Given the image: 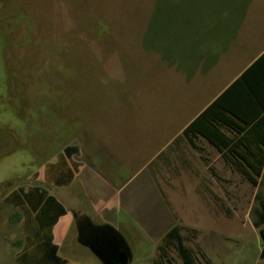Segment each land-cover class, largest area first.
I'll return each instance as SVG.
<instances>
[{
    "label": "rangeland",
    "instance_id": "rangeland-1",
    "mask_svg": "<svg viewBox=\"0 0 264 264\" xmlns=\"http://www.w3.org/2000/svg\"><path fill=\"white\" fill-rule=\"evenodd\" d=\"M195 1L0 0V264H20L11 241L19 225L9 224L17 210L8 195L58 168L67 145L83 142L85 131L91 139L102 126L123 131L119 147L134 154H121L125 174L128 163L130 173L142 169L159 147L147 143L164 109L142 104L138 94L181 88L166 59L179 55L180 26ZM130 133L133 145L123 146ZM184 157L187 163L161 160L151 171L178 223L197 231L188 245L213 264H264L253 223L264 178L255 186L222 160L189 151ZM123 229L128 264H154L157 245L127 220Z\"/></svg>",
    "mask_w": 264,
    "mask_h": 264
},
{
    "label": "crops",
    "instance_id": "crops-1",
    "mask_svg": "<svg viewBox=\"0 0 264 264\" xmlns=\"http://www.w3.org/2000/svg\"><path fill=\"white\" fill-rule=\"evenodd\" d=\"M185 15L179 55L166 59L181 88L138 94L164 109L163 132L154 123L147 143L159 147L142 169L130 173L128 163L125 174L118 161L134 154L119 147L123 131L102 126L98 137L85 131L83 142L69 143L58 168L13 189L9 224L19 225L11 241L20 264H104L90 241L111 235L127 246L129 263L125 220L157 245L178 217L149 165L193 123L196 148L186 152L204 160L241 159L247 146H264V0H196ZM130 134L123 146L133 145Z\"/></svg>",
    "mask_w": 264,
    "mask_h": 264
},
{
    "label": "trees",
    "instance_id": "trees-1",
    "mask_svg": "<svg viewBox=\"0 0 264 264\" xmlns=\"http://www.w3.org/2000/svg\"><path fill=\"white\" fill-rule=\"evenodd\" d=\"M201 117H204V114ZM194 125L195 123L186 129L182 135L178 136L167 149L163 150L150 163L149 167L151 170L152 166L161 160L167 164L169 163V165L174 162L175 157H179L184 163L188 162L184 157L186 150L189 146L192 149L196 148L194 139L190 138V132L194 130ZM217 131L220 132V129H217ZM203 135L206 136V134ZM207 137L212 141L210 135H207ZM216 147L222 149L219 144H216ZM225 163L234 168L253 185L259 186L264 178V146H247V156L241 159H226ZM153 174L155 175L154 172ZM256 199L259 202V207L255 210L253 223L259 229V233L264 240V195L258 192ZM190 233L193 235L191 236ZM196 235L197 231L195 229H189L177 223L157 244L154 264H212L202 249L199 247L195 249L188 245L191 237H197ZM261 256L264 258V248Z\"/></svg>",
    "mask_w": 264,
    "mask_h": 264
},
{
    "label": "water",
    "instance_id": "water-1",
    "mask_svg": "<svg viewBox=\"0 0 264 264\" xmlns=\"http://www.w3.org/2000/svg\"><path fill=\"white\" fill-rule=\"evenodd\" d=\"M105 254L102 255L96 249H93L95 254L104 262V264H128L129 254L121 249L119 240L107 241L103 247Z\"/></svg>",
    "mask_w": 264,
    "mask_h": 264
},
{
    "label": "flooded vegetation",
    "instance_id": "flooded-vegetation-1",
    "mask_svg": "<svg viewBox=\"0 0 264 264\" xmlns=\"http://www.w3.org/2000/svg\"><path fill=\"white\" fill-rule=\"evenodd\" d=\"M116 237L114 236H97L95 238H93L90 242L91 244L94 246V249H96L98 252H100L102 255L105 254V250L103 251V247L105 246V243L107 241H111L114 240ZM119 240V239H118ZM121 249L126 251L128 253V248L125 245V243L121 240H119Z\"/></svg>",
    "mask_w": 264,
    "mask_h": 264
}]
</instances>
